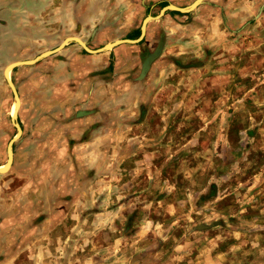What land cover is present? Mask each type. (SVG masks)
Masks as SVG:
<instances>
[{
  "label": "crops",
  "instance_id": "crops-1",
  "mask_svg": "<svg viewBox=\"0 0 264 264\" xmlns=\"http://www.w3.org/2000/svg\"><path fill=\"white\" fill-rule=\"evenodd\" d=\"M86 1L73 10L88 14L77 22L82 33L107 29L113 41H123L91 51L80 43L65 46L66 36L57 46L64 45L60 101H54L50 64L30 131L15 151L12 146L10 179L18 183L6 194L10 180L0 182V264H228L233 247L227 250L224 225L204 213L211 198L221 199L213 190L222 184L191 179V153L201 154L196 143L206 125L218 124L226 137L219 156L224 158L223 150L228 156V125L234 122L229 91L238 92L237 107L243 108L246 92L254 108L261 107L255 104L264 88L254 78L264 72L243 66L245 58L257 61V52L228 50L233 44L243 48L245 33L255 36L264 11L244 22L258 5L202 0L183 11L178 7L194 0H113L107 6ZM165 50L177 65L173 69L159 67ZM257 51L264 52V43ZM167 76L178 80L165 83ZM217 92L219 102H213ZM214 103L219 116L213 121ZM251 123H258L255 136L264 120L255 115ZM238 131L242 140L255 138L249 128ZM208 149L206 143L202 151ZM217 229L219 237L213 235Z\"/></svg>",
  "mask_w": 264,
  "mask_h": 264
},
{
  "label": "rangeland",
  "instance_id": "rangeland-1",
  "mask_svg": "<svg viewBox=\"0 0 264 264\" xmlns=\"http://www.w3.org/2000/svg\"><path fill=\"white\" fill-rule=\"evenodd\" d=\"M226 1L228 0H224L223 2L225 3ZM242 1L244 4H247L249 1L255 7L256 5L259 6V9H252L253 12L245 17L244 22L258 20L260 12L264 11L262 10L264 9V0ZM102 2L107 6L111 5L113 0H102ZM83 3H87V1L0 0V165L6 162L9 163L6 169L0 171L7 170L11 164L7 160V146L10 140L13 139L12 146L13 151H15L18 143H20V139L30 131V125L33 122L31 119L34 116V103L44 100V74H47L48 77L50 76V64H52L51 75L53 96H55L54 101H60L59 78L63 46L56 48L59 43L66 36H77L86 42L85 44L88 48L99 49L106 42L113 41L115 38L106 35L107 29L101 31L95 30L93 34L88 33V30L84 34L82 33V30L78 28L77 22L80 24V21H83V17L88 16V14L73 12V10L76 6H80ZM108 15L109 13L103 14L104 17H108ZM142 19L143 17H139V23ZM50 25L51 29L48 28ZM255 33V36H252V34L249 36L248 32L245 33L243 37L247 43L244 44L243 48L239 49V47L233 44L229 47L228 52L235 53L243 52L244 50V52L252 53L251 55L257 52L259 56L258 60L245 58L243 66L245 69H257L259 73L264 72V52L257 51L258 44L264 43V25H262L260 30H256ZM231 35H234L233 32H231ZM77 43L79 42L73 40L67 42L65 46L77 47ZM54 48L56 49L53 52L35 62L20 63L11 69L10 78L17 88L21 101L20 107H18L19 110L16 111V120L21 126V132L17 134V127L11 119L13 115L11 113L14 103L13 99L15 101V98L3 74V68L11 61L31 59L44 50ZM201 52L203 51L201 50ZM203 53H205V48ZM169 54L168 50H165L164 56L159 61L160 68L173 69L177 66L171 61ZM216 63L219 68V62L214 60L213 64ZM45 64H48L49 67ZM228 67L229 69L235 68V59L230 58ZM34 77L36 78L33 79ZM232 79L234 80L235 78ZM176 80H178V77H165V83H172V81ZM247 80L251 81L253 78H247ZM254 80L255 82H261L260 85L264 88V75H259V78L257 76ZM230 81L231 77H229ZM227 96L228 116L234 118L233 124L228 125L227 133L230 134L228 136L229 140L226 143L228 156L225 158L224 150L222 151L224 158L219 156L221 152L220 144L222 143L225 146L224 138H226L225 135L220 134L219 130L221 127L218 124H207L204 131L205 135L200 138L199 144L197 142L196 146L201 147L203 150L207 143L210 155L208 150L205 152L201 150L200 155L198 153L195 155L191 153V163H195V169L191 172V179L197 177L196 180L201 184L205 179L206 184L210 182L216 185L222 184L221 187L217 185L216 189L213 190L214 193H218V197H221V199L214 201V198H211L213 203L208 206V209L204 213H206L205 217L211 219L217 218L212 219V221L221 220L224 225L221 233L223 232L222 236H227L225 237L226 242H228L226 244L227 250H231L233 247V253L229 252L228 254V264L233 263V261L237 264H264V124L259 126V133L253 136L258 123L256 125H252L253 123H251L255 115H260L261 119L264 120V94H262L260 102L255 104V107H261L254 108L253 102L250 100L252 93H243L244 103L242 109L239 106L237 107L238 92L229 91ZM212 99L213 102L215 100L218 101L219 92L213 93ZM211 111L212 120L214 121L215 116H219V105L214 103ZM199 127L201 126H196V128ZM246 128H249L251 137L255 138L251 140L241 139L238 130L241 131ZM200 132H203V130ZM16 134L17 136H15ZM209 135L212 136L210 142L208 141ZM246 137L249 138V136ZM243 149H247V151ZM243 152H245L244 155ZM224 159L229 161L227 165H224ZM208 168H210L211 172L210 177ZM13 170L14 166L12 165L7 171L0 172V182L10 180L9 186L5 185L4 188V193L6 194H10L11 187L18 183L16 179H10L13 176ZM221 171L224 174H222V177H220ZM232 228L242 229L243 232L234 233L231 230ZM216 234L219 237L220 232L218 229L213 230V235ZM213 237L214 242H216L215 240H219L217 236ZM224 237H222V240ZM171 241V239H168L165 243L169 245ZM235 257H238V260L236 259L235 261ZM241 257H244V261H242Z\"/></svg>",
  "mask_w": 264,
  "mask_h": 264
},
{
  "label": "water",
  "instance_id": "water-1",
  "mask_svg": "<svg viewBox=\"0 0 264 264\" xmlns=\"http://www.w3.org/2000/svg\"><path fill=\"white\" fill-rule=\"evenodd\" d=\"M201 1H202V0H194V1H193L191 4H189L188 6H185V7H178V9L183 10V11L190 10V9H192L194 6H196V5H197L199 2H201ZM192 4H194L193 7H192ZM168 7H174V6H172V5H168ZM149 17H151V16H147L146 18H149ZM146 18H145L144 21H143L142 30H143V26H144V23H145ZM65 40H67L66 43H67V42H70V41H73V40L78 41V42H79L80 44H82L87 50H91V51L93 50V49L88 48V47L86 46L85 42H84L82 39L77 38L76 36H70V37L66 38ZM122 41H123V39H116V40H114V41H112V42H108V43L104 44V45H103L101 48H99L98 50H105V49H108V48H110L111 46H113L114 44H117V43L122 42ZM66 43H65V44H66ZM63 46H64V45H63ZM160 47H161V44H160V45L154 50L153 53H151L150 55L147 56V58H146L145 61L143 62V70H146V69L148 68L150 61H151V60L157 55V53H158L159 50H160ZM56 48H58V47H56ZM56 48H55V49H56ZM55 49L45 50L44 53L48 52L47 54H50V53L53 52ZM93 51H94V50H93ZM42 53H43V52H42ZM42 53H41V54H42ZM43 56H45V55H41V56H40V54H39V55H37V56H35L34 58H31V59H27V60H17V61H15V63H14L13 65H11L10 63L7 64V66L5 67V69H7L10 65L12 66V67H11V69H12L14 66H16L17 64H20V63H24V62H27V63L35 62V61H37L38 59H40L41 57H43ZM16 62H17V63H16ZM6 80H7V83H8V85L10 86V88H11V90H12V92H13V96H14L15 98H19V94H18L17 88H16L15 84L13 83V81L11 80V78H10V79H6ZM11 119H12L13 123L15 124V126L17 127V134H18V132H21V126H20L19 122L16 120V119H17V114L12 115V116H11ZM17 134H16L15 136H17ZM12 142H13V139L9 142V144H8V146H7V159H8V161H10V162H12V155H13V153H12Z\"/></svg>",
  "mask_w": 264,
  "mask_h": 264
},
{
  "label": "bare ground",
  "instance_id": "bare-ground-1",
  "mask_svg": "<svg viewBox=\"0 0 264 264\" xmlns=\"http://www.w3.org/2000/svg\"><path fill=\"white\" fill-rule=\"evenodd\" d=\"M191 3H192V2H191ZM193 5H194V4H192V7H193ZM47 53H48V52H46V53L43 52L42 54L40 53V56H41V55H44V54H47ZM16 61H17V60H16ZM14 63H15V61L11 62L10 64L13 65ZM16 63H17V62H16ZM11 65H10L7 69L4 68V73H5V77H6V79H10V71H11V67H12ZM5 67H6V66H5ZM14 98H15V97H14ZM13 102H14V103H13V105H12V112H11V113L14 115V114H17L16 111L18 110L17 108L19 107V104H20V98H15V101H13ZM18 133H19V132H18ZM11 140H12V139H11ZM11 140H10V141H11ZM12 143H13V142H12ZM8 144H9V143H8ZM12 153H13V151H12ZM12 157H13V155H12ZM7 160H8V159H7ZM8 164H9V163H7V162L1 164V165H0V169H1V170L6 169V168L8 167ZM7 170H8V169H7ZM7 170L0 171V172H5V171H7Z\"/></svg>",
  "mask_w": 264,
  "mask_h": 264
}]
</instances>
